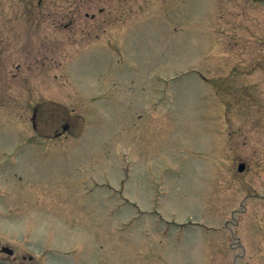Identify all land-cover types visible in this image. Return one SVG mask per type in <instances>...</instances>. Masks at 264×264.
Here are the masks:
<instances>
[{
	"label": "rangeland",
	"instance_id": "374dc122",
	"mask_svg": "<svg viewBox=\"0 0 264 264\" xmlns=\"http://www.w3.org/2000/svg\"><path fill=\"white\" fill-rule=\"evenodd\" d=\"M3 246L264 264V0H0Z\"/></svg>",
	"mask_w": 264,
	"mask_h": 264
},
{
	"label": "flooded vegetation",
	"instance_id": "af4514ba",
	"mask_svg": "<svg viewBox=\"0 0 264 264\" xmlns=\"http://www.w3.org/2000/svg\"><path fill=\"white\" fill-rule=\"evenodd\" d=\"M37 111H38V108H35V109H33V111H32V114H31V120H30V123H31V127H32V129H33V131H36L37 132V129H38V131H40L39 130V127L37 126L38 125V121L36 120V116H37ZM41 112V111H40ZM39 115H40V113H39ZM66 126L67 125H65V126H63V132H65L66 130ZM54 136L56 137V136H60V133L59 132H55L54 133ZM240 164V163H239ZM0 250H1V248H0ZM0 260H2V261H8V262H10V263H13L14 262V260H13V262H11L10 260H7V259H0ZM14 264V263H13Z\"/></svg>",
	"mask_w": 264,
	"mask_h": 264
},
{
	"label": "water",
	"instance_id": "95a60500",
	"mask_svg": "<svg viewBox=\"0 0 264 264\" xmlns=\"http://www.w3.org/2000/svg\"><path fill=\"white\" fill-rule=\"evenodd\" d=\"M240 170H242V167H240ZM2 251L5 252V253H7L8 255H11V254H12V250H10V249H8V248H6V247H3V248H2ZM0 264H8V263L1 262V261H0Z\"/></svg>",
	"mask_w": 264,
	"mask_h": 264
}]
</instances>
